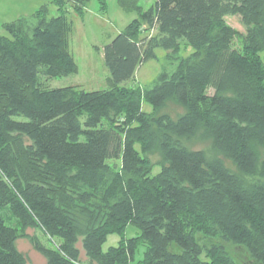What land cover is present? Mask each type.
<instances>
[{"label": "trees", "instance_id": "1", "mask_svg": "<svg viewBox=\"0 0 264 264\" xmlns=\"http://www.w3.org/2000/svg\"><path fill=\"white\" fill-rule=\"evenodd\" d=\"M88 1L53 0L61 13L42 6L0 34V211L16 220L0 215V264H28L15 245L28 227L47 238L31 239L47 264H82L66 192L79 185L107 203L106 222L81 234L86 264H264V184L245 187L220 160L181 143L202 129L239 172L264 177V0H154L147 9L117 0L137 17L102 48L106 87L50 85L77 70L65 4L82 13ZM226 15L246 28L240 49ZM181 41L192 52L176 69L147 88L125 85L156 49L171 56ZM170 101L183 109L176 118L162 112ZM128 224L139 234L125 238ZM197 232L215 241L201 244ZM109 233L120 240L103 250Z\"/></svg>", "mask_w": 264, "mask_h": 264}, {"label": "rangeland", "instance_id": "2", "mask_svg": "<svg viewBox=\"0 0 264 264\" xmlns=\"http://www.w3.org/2000/svg\"><path fill=\"white\" fill-rule=\"evenodd\" d=\"M138 2L143 9H147L153 4L154 0H139ZM42 6L47 7L49 16L61 13L53 0H0V34L8 36L9 33L4 27L5 24L11 23L20 16L32 15ZM65 9L64 16L70 32L69 53L76 64L77 70L67 77L50 80V85H71L85 91L104 89L109 72L103 60L102 48L131 20L136 18L137 13L123 11L119 7L117 0H89L82 13L76 12L70 7V4H65ZM223 23L235 31L233 46L240 49L242 38L246 33V28L241 23L240 17L238 15H226ZM150 33H153V31H150ZM155 52L157 58L143 62L135 72V79L127 81L125 85L138 84L142 88L150 87L162 70L173 71L176 69L180 59L188 57L192 50L184 41H181L177 54L168 56V51L161 48L156 49ZM212 92V90H209V93L212 94ZM142 108L145 112H151L152 110L151 105L146 102L142 103ZM162 112H166L176 118L182 114L183 109L170 101L162 109ZM19 143L25 146L29 144V141L23 136ZM181 143L189 150L203 151L207 161L220 160L242 180L245 187L251 188L257 184H264V177L258 172L260 170L255 174L239 172L220 151L213 148L211 139L206 136L202 129H199L193 137L182 139ZM260 153L261 162L264 159L263 148H260ZM148 157L152 163V172H158L160 165L163 163L160 153L154 151L149 153ZM110 163L119 165L118 161H110ZM66 192L74 199L70 212L79 231L77 246L81 251V261L82 264H86L87 259L81 248V234L87 229L98 227L106 222L107 203L101 193H92L88 188L81 185L69 186L66 188ZM85 194L89 198L83 202L81 197ZM0 215L6 224L13 225L16 223L7 207L0 211ZM137 234H139V230L135 226L128 224L123 235L125 238H131ZM32 238H36L41 243L48 245L47 238L40 229L28 227L21 231V236L16 240L17 249L25 256L28 264H47L45 258L33 248ZM196 238L201 244L207 246L215 241L214 238L206 237L201 232L196 233ZM119 240L120 235L109 233L103 244V250H107L110 246H116ZM144 249L145 245L138 247L134 257L135 261L142 257Z\"/></svg>", "mask_w": 264, "mask_h": 264}]
</instances>
